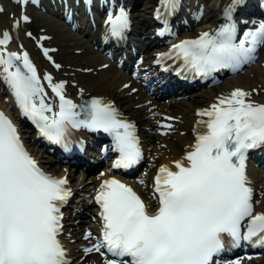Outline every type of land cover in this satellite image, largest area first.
Here are the masks:
<instances>
[{
    "label": "snow or ice",
    "instance_id": "snow-or-ice-1",
    "mask_svg": "<svg viewBox=\"0 0 264 264\" xmlns=\"http://www.w3.org/2000/svg\"><path fill=\"white\" fill-rule=\"evenodd\" d=\"M238 2L233 0L225 10L229 20ZM161 3L168 10L176 7V0ZM107 23L111 35L118 37L128 27V16L121 10L110 15ZM2 37L0 45H6L8 32ZM235 38V24L226 23L214 35L204 32L198 39L173 45L172 51L197 75L222 68L237 70L251 62L257 47L264 45V22L246 31L238 43ZM43 51L51 60L50 50ZM15 61H22L24 71ZM0 65L22 115L37 126L41 136L61 143L69 126L99 129L114 136L120 153L115 167L128 168L141 159L134 126L119 119L111 103L93 99L84 110L86 118L79 119L76 105L63 94V83L53 84L45 74L59 98V110L53 111L45 103L44 89L26 52L20 56L0 49ZM251 94L237 88L197 112L208 117L198 121L206 130L196 135L183 160L175 162L176 170L166 165L159 169L154 189L159 207L154 214L147 212L130 187L116 179L104 180L95 198L100 207L101 238L84 251L104 255L101 249L106 248L112 257L121 258L105 259L104 264H212L224 247L225 235L237 242L256 237L264 243V212L254 213L253 190L245 171L247 150L264 144V104L253 102ZM67 183L66 178L57 179L38 167L12 121L0 112V264H67L58 239L60 208L70 195ZM246 218L247 231L242 236ZM90 236L86 233L85 239Z\"/></svg>",
    "mask_w": 264,
    "mask_h": 264
},
{
    "label": "bare ground",
    "instance_id": "bare-ground-1",
    "mask_svg": "<svg viewBox=\"0 0 264 264\" xmlns=\"http://www.w3.org/2000/svg\"><path fill=\"white\" fill-rule=\"evenodd\" d=\"M8 0H0V25L1 31H7L9 37L15 36L24 43L23 52L28 54V58L35 63L38 73H40V84L44 89L46 98H49L47 92L48 81L44 79L45 74L50 75L53 84L63 83V92L69 93L73 98L79 101L80 97L87 98H103L108 102H113L115 105L138 124L139 130L143 135V143L146 146L145 154L152 153V166L156 165V169L161 166H168L171 163L180 161L184 158L187 149L192 145L191 137L192 130L198 124L199 118L196 116L200 109L208 108L209 105L216 103L219 97L229 95L234 89H243L251 92L250 99L258 104H264V45H260L258 54L251 65L244 68L241 72L230 77L222 78L216 81L210 87L203 90L195 91L188 96H169L164 100H150L149 89L143 91L139 88V82L144 81L142 77L146 72V67L153 59L152 55L155 51L144 48L145 42L150 39L152 24L150 23V11L155 4L154 0H140V5L133 11L135 15L133 21L135 30L139 32L137 35L140 39L143 38L142 44L139 46L141 53L139 58H142L141 64H134L129 73H121L113 62L108 61L97 48H92L91 39L83 38L78 33H73L70 29L63 27L57 21L41 19L39 36H45V44L50 50L51 57L55 58V64H59L60 68L55 66H47L41 62L37 51H35V41L25 39L26 31L23 30L22 12H18L13 8H6ZM233 0H201L194 14L195 23L188 27L185 33H181L182 38L191 40L198 39L204 32L209 34L218 31L219 20L228 22L225 15V10L228 9ZM233 9L230 11L232 14ZM190 15V14H189ZM81 20L84 18L81 16ZM91 24V20L86 18ZM10 23V24H9ZM88 23V22H87ZM86 32L81 29L79 33ZM150 42H147V44ZM21 45V44H20ZM66 50L65 54L64 51ZM20 51V52H22ZM63 53L68 59L59 57ZM66 57V58H67ZM137 77L136 80L132 77ZM148 76V73L147 75ZM4 75L0 74V112L6 116L13 114L14 108L9 100V87L4 81ZM47 82V83H46ZM127 86V87H126ZM255 89L256 91H252ZM165 117L162 119V117ZM162 125H171V128L162 127ZM166 133V134H162ZM24 145H27L33 159L38 161L39 165L46 170L44 161H40L41 155L39 151L30 149L31 141L28 135H22ZM30 145V146H29ZM147 161V160H146ZM46 163V161H45ZM59 177L66 176L72 179V185L76 191L87 195L97 184L101 176L107 175L105 170L99 171L97 176L77 178L68 173L64 169L56 170ZM97 177V178H96ZM74 178V179H73ZM137 181L130 180V185L137 192L145 187L146 178L143 175L137 177ZM257 196L252 200L255 212H264V179H257ZM80 195V196H83ZM80 198L75 199L79 201ZM151 201L146 202V210L150 212ZM85 230L93 233L92 221L89 220ZM85 235L81 237L62 236L66 241L65 248L69 252V258L74 262L80 257L83 259L84 253L82 249L89 242H94L97 237L92 234L85 242ZM74 239H83L81 243H73ZM91 254V253H90ZM92 255V254H91ZM264 264V260L260 263L258 260L246 261L242 257L235 260L234 264ZM80 264H83L81 261ZM87 264H104V260L97 256V259L90 258Z\"/></svg>",
    "mask_w": 264,
    "mask_h": 264
},
{
    "label": "rangeland",
    "instance_id": "rangeland-1",
    "mask_svg": "<svg viewBox=\"0 0 264 264\" xmlns=\"http://www.w3.org/2000/svg\"><path fill=\"white\" fill-rule=\"evenodd\" d=\"M39 22L40 21H34V22H32L31 23V25H30V29H33V32H34V34L36 35L37 33H38V30L36 29V27H35V25H38L39 24ZM41 23V22H40ZM35 24V25H34ZM65 52H66V50L64 51V54H65ZM64 54L63 53H60L58 56L59 57H62V58H64L65 60L66 59H68V57L66 58L65 56H64ZM43 160L44 161H47V159H44L43 158ZM147 160V161H146ZM151 162H153V161H150L149 160V157H146V159H145V161H144V163H143V165H142V169L140 170L141 172H144L145 174H148V171L149 170H147V168L148 167H150L149 166V163H151ZM139 171V172H140ZM143 190H144V193H146V189L145 188H143ZM83 232H85V229H84V231ZM81 233L78 235L79 237H81ZM92 257L94 258V259H96L97 257L95 256V255H92ZM90 258H91V255L90 254H88L87 256H86V259L84 260V264H87L89 261H90ZM89 260V261H88ZM79 262H81V260H77V261H75V263L74 264H79Z\"/></svg>",
    "mask_w": 264,
    "mask_h": 264
}]
</instances>
